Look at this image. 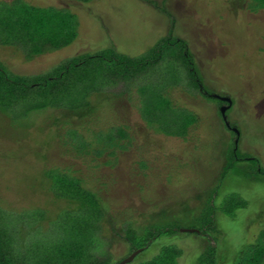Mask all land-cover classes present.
Listing matches in <instances>:
<instances>
[{
  "label": "rangeland",
  "instance_id": "1",
  "mask_svg": "<svg viewBox=\"0 0 264 264\" xmlns=\"http://www.w3.org/2000/svg\"><path fill=\"white\" fill-rule=\"evenodd\" d=\"M25 1L64 8L76 23V38L67 46L66 36L58 39L54 26L61 19L48 23L40 14L44 22L39 26L38 18L27 19L19 1L0 0V104H11L7 113L0 112V154L13 157L3 156L11 161L1 162L8 166L0 177V251L7 264H119L138 250L127 264H196L199 258L209 264H261L264 8L257 6L262 0ZM52 36L59 47L36 54L34 49ZM172 40L186 42L212 99L201 95L184 63V48ZM105 50L111 52L107 59L96 56ZM30 83L35 84L29 90ZM39 95L46 96L48 107ZM157 98L161 107L167 108L164 101L169 98L197 120L189 124L188 117L185 126L177 111L142 113L144 100L153 106ZM30 100L46 106L23 115ZM94 100H103V109L91 119L106 127L121 115L118 121L129 125L131 142L106 147V138L94 133V125L86 129L87 118H73L58 125L59 135L41 160L31 156L35 145L30 139L29 149L18 150L24 146L20 125H29L31 131L43 127L42 138L49 144L55 135L49 125L64 111L63 104ZM165 113H175L176 122L170 116L160 121ZM10 128H16L20 140L9 138ZM169 131L181 135L170 136ZM236 142L240 154L250 158L224 171L226 154ZM82 146L92 154L104 150L105 160V149L118 157L94 182L95 187L105 183L99 195L103 217L61 215L53 229L27 211L32 196L22 198L18 187L7 181L18 176L17 166L19 172L33 165L38 170L70 165L79 170L83 167L75 152ZM235 209L232 217L223 212ZM88 225L91 230L84 235ZM74 226L82 235L64 240L63 246L59 241ZM135 237L143 238L145 246L138 247ZM252 238L254 245L246 244Z\"/></svg>",
  "mask_w": 264,
  "mask_h": 264
},
{
  "label": "trees",
  "instance_id": "2",
  "mask_svg": "<svg viewBox=\"0 0 264 264\" xmlns=\"http://www.w3.org/2000/svg\"><path fill=\"white\" fill-rule=\"evenodd\" d=\"M19 1V3H21L22 5V9L25 13V15L27 14V19L29 16H34V18H38V25H42L44 22V19L39 18L38 16L40 14H44L46 15V21L49 23V21H53L54 19H61V21L58 22L56 26L57 30V34H58V39L61 37V34L63 33L66 36V41L64 42L65 44H67V46L74 41V39L76 38V33H75V29L76 27H74L76 25V23L74 21H72V16L69 13H65L63 10L64 8H56L53 6H49V7H37L34 5H31L29 2L25 1V0H17ZM261 4H259L257 7L258 9L260 8H264V0H262L260 2ZM254 11V10H253ZM34 13V14H32ZM31 18V17H30ZM29 18V19H30ZM33 17L31 19H34ZM34 21V20H33ZM65 24V25H64ZM64 25V26H62ZM61 26L64 27L61 29ZM66 28V29H65ZM71 36V37H68ZM54 38H52V40L49 41L48 44L44 43L43 45H39L38 48L34 49V52H36V54H40V53H49V51H52L53 49L55 50V47H59V43L60 41L57 39V37L52 36ZM71 38L70 41L68 38ZM172 40L170 42L172 43H177L180 44L182 48H184V63L188 68L189 71V75L191 76L192 80L194 81L193 83H195V86L197 88L200 89L201 95L212 99V92L208 89V87L204 84L200 73L196 67V64L193 61V57L190 54L188 47L186 45V42L182 41V40ZM169 42V41H168ZM62 43V44H64ZM49 44L51 45V47L49 46ZM165 44V43H164ZM164 46V45H163ZM161 46V47H163ZM33 52V53H34ZM111 54L110 50H105V51H98L96 52V56L98 58H102V59H107L104 58L109 57ZM90 55V54H89ZM92 57V56H90ZM85 58H88L87 55ZM111 59V58H110ZM40 80V78L38 79ZM95 81V80H94ZM91 81V82H94ZM90 82V81H89ZM35 83H30V84H26V88H28L29 90L31 89V86H33ZM42 96L45 99V104L47 105H36V102H38V100L36 101H32L30 100L28 103L25 104L24 109H23V115L27 114V112H37V110H39L40 108L43 107H48V105H50V103L48 101H46V96L44 95H39ZM38 99V98H37ZM72 100V99H71ZM40 101V100H39ZM145 102L143 103L144 108L141 109L142 113H144L145 115H147V111H145L144 109L147 110H151L152 112H155V110H162V111H173L176 113H179L180 115V119L181 120V125H185L188 126L190 123L194 124V122L197 120V117L195 116V114H185L186 112L184 111V108H181L180 106H177L171 99L166 98L164 101V104L167 106V108H163L161 107L162 103H160V101L158 100V98L156 99V102L153 101V106H151L147 100H144ZM225 101V100H224ZM231 101V100H230ZM234 102V100H232ZM103 100H94V101H89V102H82L81 104H74L72 101L63 104V106L65 108L64 111L61 113L60 116L58 117H53L52 118V122L50 128L54 129V134L52 135L49 144H47L46 140H43V138L45 137L43 135V127H37V129L35 131H31L29 130V125L27 124H23L20 125L21 127H19L18 129H22V132L24 134V136H22V141L24 143V146H19L18 150L22 151L24 149H29V146L27 144V141L30 139L32 140V142L34 143L35 146H33L31 149L33 150V154L31 156H35L38 158V160L44 157V152L45 150H50L48 149L50 144H53L54 139L57 137L58 134V125L61 124L62 121L65 122H69L70 119H75L78 118L80 120L86 119L87 118V122H90V124H87V128L86 129H91L90 127L96 128L97 130L94 131L97 132L99 134V137L106 138V144L108 146L106 147H113V145H117V144H122V142H131V140H133L132 138V134H131V130L129 125L126 124V122L124 120L118 121L119 117H121V115H117L114 116L115 120L118 122L112 124L111 126H106V127H102L103 124L102 122L100 123L98 120V118L96 119V122H94L91 117H96V115H94L98 110L103 109ZM227 103L231 104V102L226 101ZM232 102V103H233ZM10 103H5V104H0V112H3L4 114L8 112L9 107H10ZM13 105V104H12ZM232 108V105H231ZM175 113H165L163 116L159 117L158 119H160V121L165 122V117H171L172 120H174L173 123L176 122L177 117L174 118V114ZM221 113V111H220ZM29 114V113H28ZM189 117V118H188ZM188 120H190L189 124H188ZM94 119V118H93ZM145 121L148 119L147 117L144 118ZM91 120L93 123H91ZM169 123H171V121H169ZM116 129V131H112L110 132L112 129ZM16 129V128H15ZM15 129L10 128L9 129V138L11 140H20L19 138H15V132H17ZM59 129V128H58ZM77 127H73L74 132L78 131ZM187 129V127H186ZM95 130V129H94ZM69 131V130H68ZM3 132V129H2ZM42 133V134H41ZM115 133V135L113 134ZM170 136H179L181 135L180 132H173V131H169L167 132ZM166 133V134H167ZM241 132H239L240 134ZM37 134V138L35 137ZM238 134V135H239ZM28 137V139H27ZM43 137V138H42ZM185 137V136H182ZM240 137V136H239ZM26 144V146H25ZM44 146H43V145ZM54 145V144H53ZM118 148H120L119 146H116ZM239 145L237 144V142L234 144V146L232 148H229L228 150V155L226 154V158L227 161L225 163L224 166V171H227L234 163L243 160H247L250 157L247 155H242L240 154V150H239ZM104 150H100L97 149L95 151V154H92L90 148L87 147H80L79 150H76L75 153H77V156L80 157L79 159H77L78 163H80L82 165L83 168H79V170H76L75 168H73L71 165V167H67V168H60V166H55L51 169H37V167L30 166L27 167L26 171L24 170L22 172L18 171V166L15 168V170L18 172V176H15L16 178H14V180L9 179L7 182L11 184V186L13 185V183L15 184V187L17 186L18 189V193H21L22 198L25 197H29L32 196V199L30 198V202L28 205V209L27 211H30V213H32V216L35 218L37 217L39 219V221L45 222V223H51L52 226L51 228L55 229V224L56 221H58L59 217L62 215H67L68 217H71L73 219H86L87 220H96V219H101L103 217L104 214V209H103V203L101 201V199L99 198L100 193L104 192V187H105V183L104 182H99L98 184H96L95 187V183H97L102 177L100 175L101 169H105L106 167H109V165L111 163L114 164V162L117 161L118 157L115 154L114 150L111 149H105V151L107 152V155H105L106 160L102 157ZM5 154V153H4ZM27 154V153H26ZM15 155H18L17 153H15ZM3 156H8L10 157V159H13L12 154L9 152V154H5ZM0 154V177H3L4 172L2 171L3 169L7 168L8 166V162H5L4 165H1V162L5 161H11L10 159L8 160L7 157H3ZM17 157V156H16ZM22 157V156H20ZM19 157V158H20ZM29 157V156H28ZM110 157V158H109ZM21 159V158H20ZM16 161V160H15ZM76 161V163H77ZM7 164V165H6ZM113 166V165H111ZM34 169V170H33ZM20 170V169H19ZM260 171V170H259ZM261 172L264 173V171L261 170ZM30 174V175H29ZM11 181V182H10ZM96 188V190H93L92 188L94 187ZM24 190V191H23ZM34 198V199H33ZM43 200V204H40V202ZM238 209H235L234 211H230V210H223V212H228V214L230 215V217H232L233 215H235L237 213ZM209 213V212H208ZM61 218V217H60ZM73 223H76L75 221H73ZM65 224V223H64ZM63 224V225H64ZM70 224V223H69ZM60 224H58L59 227ZM71 226H73V224H70ZM62 226V225H60ZM79 227V226H78ZM92 225H88V227L84 228V232L83 234H87L90 230H91ZM70 229V230H69ZM66 230V229H65ZM82 231V230H81ZM81 231H79L75 226L73 227V229H71L70 227L67 228L66 231V236L61 239L60 237L57 239H61L59 242L62 244L65 241H71V240H77L78 237L81 234ZM262 230L259 231V233L257 235H259L261 233ZM165 234L169 233V231H164ZM256 235V236H257ZM50 239H56L55 238H50ZM58 242V241H57ZM55 242V244L57 243ZM66 243V242H65ZM146 241L141 238V237H135V244L138 245V247H144L145 246ZM255 243V239L253 240V238L251 240L248 241V245H254ZM43 244V243H42ZM39 244V245H42ZM46 245V244H45ZM63 245V244H62ZM53 246V245H52ZM64 246V245H63ZM59 250H63L61 247H58ZM1 249V248H0ZM64 251V250H63ZM66 251V249H65ZM259 252H261V250H258ZM61 257H66V253H60ZM3 252L0 251V264H7V262L5 261V258L3 257ZM196 264H209L206 260L204 261L203 258H199L197 260ZM261 264H264V254L262 256V260H261Z\"/></svg>",
  "mask_w": 264,
  "mask_h": 264
},
{
  "label": "water",
  "instance_id": "3",
  "mask_svg": "<svg viewBox=\"0 0 264 264\" xmlns=\"http://www.w3.org/2000/svg\"><path fill=\"white\" fill-rule=\"evenodd\" d=\"M222 99L225 100V101L231 102L228 98H222ZM224 110H225V108H223L221 112H224ZM238 134H239V132L237 131V135ZM139 252H140V250L134 252L131 256H129L128 258L122 260L119 264H127V263H129L134 258V256H136Z\"/></svg>",
  "mask_w": 264,
  "mask_h": 264
},
{
  "label": "clouds",
  "instance_id": "4",
  "mask_svg": "<svg viewBox=\"0 0 264 264\" xmlns=\"http://www.w3.org/2000/svg\"><path fill=\"white\" fill-rule=\"evenodd\" d=\"M190 232V231H189Z\"/></svg>",
  "mask_w": 264,
  "mask_h": 264
}]
</instances>
